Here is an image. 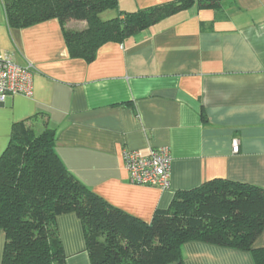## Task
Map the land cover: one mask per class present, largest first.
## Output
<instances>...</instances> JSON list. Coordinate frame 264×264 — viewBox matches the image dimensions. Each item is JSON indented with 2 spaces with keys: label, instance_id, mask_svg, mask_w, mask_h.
<instances>
[{
  "label": "crops",
  "instance_id": "0c3cea01",
  "mask_svg": "<svg viewBox=\"0 0 264 264\" xmlns=\"http://www.w3.org/2000/svg\"><path fill=\"white\" fill-rule=\"evenodd\" d=\"M173 1L118 0V9ZM0 8V53L32 66V96L0 104V156L15 123L36 133L47 127L77 181L145 222L168 210L177 192L212 180L264 190V0L194 6L134 40L102 46L90 62L69 56L57 20L10 29L1 0ZM78 23L66 28L85 29ZM158 148L171 157L169 188L131 185L122 152L145 156ZM56 229L66 264H90L77 216H58ZM4 242L0 232V264ZM252 249L264 251V229ZM181 254L183 264H257L249 252L197 241L185 243Z\"/></svg>",
  "mask_w": 264,
  "mask_h": 264
},
{
  "label": "trees",
  "instance_id": "16d2710c",
  "mask_svg": "<svg viewBox=\"0 0 264 264\" xmlns=\"http://www.w3.org/2000/svg\"><path fill=\"white\" fill-rule=\"evenodd\" d=\"M223 0H174L120 12L118 0H3L10 29L57 20L68 54L92 61L109 43L134 40L142 31L180 11L215 8ZM114 16L103 20L105 13ZM85 22L83 30L66 23ZM73 213L84 232L90 264H183L182 246L191 241L252 254L264 264V251L252 245L264 229V190L212 180L177 192L168 210L150 222L109 205L77 181L55 152V133H36L15 123L0 156V232L5 242L1 264H66L56 218Z\"/></svg>",
  "mask_w": 264,
  "mask_h": 264
},
{
  "label": "built area",
  "instance_id": "2783aa9c",
  "mask_svg": "<svg viewBox=\"0 0 264 264\" xmlns=\"http://www.w3.org/2000/svg\"><path fill=\"white\" fill-rule=\"evenodd\" d=\"M3 1V0H1ZM32 66L19 67L8 54L0 53V104L9 96H32ZM232 152H238V142H232ZM122 161L131 185L152 187L164 191L169 188L171 157L168 149H149L143 156L124 150Z\"/></svg>",
  "mask_w": 264,
  "mask_h": 264
},
{
  "label": "rangeland",
  "instance_id": "374dc122",
  "mask_svg": "<svg viewBox=\"0 0 264 264\" xmlns=\"http://www.w3.org/2000/svg\"><path fill=\"white\" fill-rule=\"evenodd\" d=\"M0 9H1V8H0ZM108 13H110V12H108ZM108 13H105V14L102 15V19H103V20H107L106 15H107ZM70 22H71V21H70ZM73 23H74L75 26H76L75 28H77L79 23H78L77 21H73ZM67 24H69V22H67L65 25H67ZM69 25H71V24H69ZM69 29H70V30H74V29H72V28H69Z\"/></svg>",
  "mask_w": 264,
  "mask_h": 264
},
{
  "label": "water",
  "instance_id": "95a60500",
  "mask_svg": "<svg viewBox=\"0 0 264 264\" xmlns=\"http://www.w3.org/2000/svg\"><path fill=\"white\" fill-rule=\"evenodd\" d=\"M171 264H176V263H171Z\"/></svg>",
  "mask_w": 264,
  "mask_h": 264
}]
</instances>
